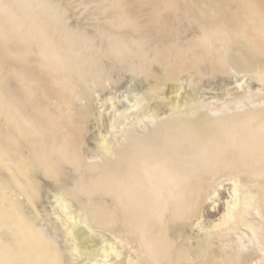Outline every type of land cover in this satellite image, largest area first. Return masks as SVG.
Returning <instances> with one entry per match:
<instances>
[{
  "label": "bare ground",
  "instance_id": "bare-ground-1",
  "mask_svg": "<svg viewBox=\"0 0 264 264\" xmlns=\"http://www.w3.org/2000/svg\"><path fill=\"white\" fill-rule=\"evenodd\" d=\"M13 1L12 10H17L10 18L13 31L9 42L16 58L13 65L23 67L18 56L23 53L25 60L35 65L33 78L44 79L58 90L49 96L51 103L62 104L70 111L76 109L87 131L85 141L91 152H83L85 164L68 167V177L76 176L78 169L88 170L86 182L80 180L76 190L78 201L85 198L89 204L80 201L75 205L66 186L47 181L35 168L41 185L37 199L23 201L18 182L3 184L0 197L6 198V205L0 203V264H245L246 254L242 252L246 243L261 256L257 254L259 263L255 264H264V109L240 113L244 111L243 102L254 104L255 96L240 90L242 85L233 72L239 67L253 71L249 75L257 82L255 71L264 74V0H190L184 6L192 10L175 0L106 3L93 7L85 23L79 22V28L87 30L79 37L56 28L54 20L23 19L30 5L26 0ZM117 43L125 44L126 49L140 46L141 53L131 55L123 50L119 60L101 53L102 69L122 66L139 73L138 69L145 67L151 80L146 84L130 75L128 80L137 84L138 93L111 96L113 93L106 91L110 96L102 97L96 93L99 86L93 88L98 69L92 59L98 49L108 52ZM85 52L90 59L82 58ZM178 55L196 67L194 74L223 77L228 73L221 88L239 89L232 102L221 109H210L220 112L218 117L211 116L210 111L198 114L199 95L192 89L180 95L183 86L177 82L169 83L163 97L156 94L149 104H142L139 92L163 75L161 68L167 65L179 70ZM104 73L102 78L106 80L108 74ZM30 77L16 72L17 86L30 91L35 85ZM6 85L0 82V136L10 144L16 142L18 125L27 114L25 106L16 100V87L8 89ZM82 87L95 93L99 105L89 117L79 111L86 105L78 98ZM113 87L115 91L120 89V85ZM155 87H151L153 91ZM68 89L71 91L66 96L60 94ZM119 96L128 102L122 110ZM260 102L264 105V100ZM103 113L110 118L105 133L101 129ZM103 158L110 163H101ZM225 169L249 175L244 182L228 175L231 200L216 222L202 224L206 202L217 196L215 190L205 193L210 189L207 186L205 190V182ZM18 170L11 167L7 172L15 178ZM251 211L259 218L258 224L248 219ZM242 228L245 233H239ZM187 229L195 235H186ZM233 233L236 249L210 251L213 236L226 238ZM180 238L178 243L176 239Z\"/></svg>",
  "mask_w": 264,
  "mask_h": 264
},
{
  "label": "rangeland",
  "instance_id": "rangeland-1",
  "mask_svg": "<svg viewBox=\"0 0 264 264\" xmlns=\"http://www.w3.org/2000/svg\"><path fill=\"white\" fill-rule=\"evenodd\" d=\"M26 1L30 5V7H29L30 11L29 12L24 11V15H22V17H24L23 19H26V20H30V19L54 20V22L56 24V28L58 27L59 30L66 29L68 33L73 34V36L79 37L78 35L80 33L81 34L83 33L84 35L87 33V30L84 31L81 28H79V22L85 23L87 21L93 7L98 6V5H102V4H106V3L119 4L123 0H100V2H97V0H78V1L77 0H26ZM175 1L182 2L183 6H184V5H186V2H191V1H195V0H191V1L190 0H175ZM196 1H198V0H196ZM4 3H5V5H4ZM9 4H11V5H9ZM35 4H36V6H35ZM8 6H9V8H8ZM13 7H14V1L13 0H0V25H1V27H0V68H1L0 69V82L5 84V85L7 84L6 86L8 89H11V88L13 89L16 87L15 90H16V93L18 96V98L16 97V100L20 103V105L22 107L25 106L24 110H25V114H27V117L24 118V116H22V118H21L23 123H19V125H18V136H17V139L15 140L16 142H11L10 144H6V142L5 141L3 142L2 137L0 136V160H2V161H0V165H1L0 166V171H1L0 172V176H1L0 177V180H1L0 181V187L3 186V184L6 185V184H13V183L18 182L21 185V190L24 194L23 196H21L23 201H25L26 198H30V199L36 198L37 199L38 193H39V190L41 187L40 181L38 179V177L40 175L44 179H46L47 181H50L53 183L57 182L60 185L66 186L70 192L69 197H70V199H72L74 201L75 205L79 204L80 201H83L86 204H89L88 201H85V198H82V199H80V201H78L77 198L80 197V194L76 190L77 184L79 182H81L80 180H82V181L84 180L86 182L84 177H85L88 170L85 167H84L85 169H83V168L78 169L75 173V175L77 177L76 176L68 177L69 176V168L68 167H70L71 165H72V167H74L75 164H85L86 161L84 160L83 152H85V150H86V152H89V153L91 152V150H89L87 148V144L85 141L86 140L85 135L87 134V131L84 127V124H82L80 122V119H79L80 115L78 114V111L76 109H74V111L72 109V111H73L72 112V111H70L69 108H67L66 106H64L62 104H58L57 102H53V104H54L53 105L51 103V99L49 98V96L53 95V93L57 92L58 90H56V88L54 86L50 85L44 79L37 78V77L33 78L32 73L35 72V70H36L35 65L27 62L24 58L23 53L18 55L19 58H21L23 60V67L18 69L15 67V65H13L15 63L16 58L12 52L11 44L9 42L10 33L13 31L12 22H11L10 18L12 17L13 14H14V16L17 14V12H16L17 10L16 11L12 10ZM188 7L189 6H184V8L186 10H192L191 7H189V9H188ZM86 16H88V17H86ZM196 16H198V15H196ZM17 18L20 19V17H17ZM5 19L6 20L8 19V20L5 22ZM2 22H3V24H2ZM86 41L88 44L90 43V42H88L87 39H86ZM6 43H8V44H6ZM8 46H9V48H8ZM117 50H120L121 52L118 53ZM123 50H126V52H127L126 54H131V55H134V54L138 55L141 53L140 52V50H141L140 46H136L135 49H131V48L126 49V45L123 43H121L120 45L118 43L113 45V50H111V51L109 50L108 52H105V51L102 52L100 49H98L95 52V54L97 56L95 55V57H94L95 59L94 58L92 59V63H93V66L95 65V67L98 69V71H97L98 72V74H97L98 78H96L93 88L96 89L99 86L98 89H96L97 90L96 93L99 92L98 93L99 96H102V97L106 96V95L110 96L109 94H112V93L113 94L111 96H114V95L120 94V92H125V95L129 94V97H130L131 96L130 92L135 94L138 91L137 84H136L137 87L134 86L135 84H134L133 80L130 83V81H131L130 79L133 78V76H134V79H137V77H138L137 80L140 82L142 79L144 81V83H146V84H148V82L151 80V79H149V78H151L149 76V70H147L145 67L139 68L138 69L139 73H137L138 71L136 72V70L133 71L134 73L133 72L131 73L130 71H127L128 67H124V69H123L122 66H112V68H110L109 70L102 69L103 67H102L101 63H102V58L105 55L104 53H106L110 57L113 56V58H117L119 60L122 58V54H124ZM88 52H89V49H88ZM101 53H103L104 55ZM82 58L90 59V56H88L87 53L85 52L84 54L82 53ZM178 59L181 61V66H180L179 70L173 69V68L165 65L163 68H161L162 74L165 76H163L161 74L163 77L162 76L159 77L157 80H155L156 82L155 81L150 82V84H149L150 86L147 85L149 87L147 89H144V92H146V93L139 92L141 94V96L143 97L142 98V100H143L142 104H144L145 106H146V104H149V102H151V100H153V98L156 97V94H158L160 97H163L164 94H166L168 91L169 83L171 86L172 84H174L176 82L181 83V85L183 86L180 89V95H182L185 92H189V90L191 91V89H192V91H191L192 93H194L196 96L199 95L200 98H199V103H198V105H199V110H198L199 113L198 114H205V113L208 114L210 109L212 110L214 108L215 109L216 108L221 109L222 107H224L223 106L224 104L226 105L227 102H232L233 98H236L235 94L239 92V89L237 90V88L233 87V86H228L225 89L222 86V88H221V85L224 82L225 77L228 78V76H229L228 73H225L223 77L214 75L217 79V80H215L214 76L211 74H208V75L205 74L206 77L202 74H198V73L194 74V73H196V67L191 65L190 62L186 61L184 59L183 55H180ZM234 59H237V58L235 57ZM9 61L10 62L12 61V62L10 63ZM98 61L100 62V64ZM7 62H9V63H7ZM110 63L112 65L111 61H110ZM98 65H100V66H98ZM242 69H243L242 67H239L238 69H233L234 71L233 70H231V71H233L234 73H236L238 75V78H237L238 82H240L242 85V86H240V87H242V88H240V90L241 91H247L248 90L247 92H249L250 94L255 96L253 98L254 104H251L247 101H244L243 106H242V108H244V111L241 110L242 108L240 109L242 111L240 113L247 115V114L253 113L252 112L253 110H255L256 112H259L261 109H264V105L262 104V102H260V101L264 100V79H263L264 74L262 72L260 73L259 71H255V74H257L258 78H259V82H257L256 79L254 80L253 78L250 77V75H251L250 73H252L253 71L249 73V72H246L244 69L243 70ZM187 71H190V72L193 71V73L192 72L189 73ZM16 72L21 73V75H26V76L28 74H30L31 75L30 78H33V80L35 82L34 88L32 87V89L30 91H27V90L25 91L21 86L18 87L17 86L18 82H16V79H15ZM104 72H107V74H108L107 76L105 75V77L107 78L106 80L104 79L105 81L102 78L103 75L106 74ZM135 72L137 74H135ZM182 73H184V74H182ZM186 73L190 74V75L188 74L191 77L190 79ZM239 73H240L241 77L239 76ZM124 75L125 76L127 75L128 78L124 77ZM130 75H132V77ZM140 75H142V77ZM183 75H185V76H183ZM129 77H131V78H129ZM126 79L128 82L126 81ZM179 79H185V81L184 80L180 81ZM218 80H220V82ZM106 81H108L109 83L106 84ZM102 82L104 85L102 84ZM215 82L216 83L218 82V87L221 88L222 90L218 89V87L216 89L217 84ZM123 83L125 85L127 84L126 87ZM132 83H133V85H131ZM144 83H142V84H144ZM210 83H211V86L209 85ZM163 84H164V86H163ZM213 84L216 86H214ZM113 85L115 86V88H118L120 85L119 91L118 90L115 91L116 89H114ZM104 86L106 87V89ZM109 86H110V89H108ZM123 86H124V89H123ZM111 87H112V89H111ZM151 87H155L154 91H153V88H151ZM198 87H201L202 89L198 88ZM100 88L102 91L100 90ZM135 88H136V90H135ZM161 88L162 89L164 88V89L162 90ZM212 88L215 90H213ZM103 89H105V90H103ZM209 89H212V90L210 91ZM79 90L80 91L78 94V98L83 99V101H82V103H84L83 105L86 104L85 106H83V108L85 110L83 109V110H79V111H82L87 117H89L91 114H93L91 111L97 110L98 109L97 107L99 106V105L98 106L96 105L98 103L96 95H95V93L94 94H92V92L90 93L89 90H87L86 88H83V87ZM128 90H130V91H128ZM145 90H148V91L151 90V91L148 92ZM68 91H71V89H68L66 91H62L60 94H62L63 96H66ZM106 91H108V92L111 91V93L106 94V93H108ZM164 91H166V92H164ZM18 92H19V94H18ZM196 92H198V93H196ZM73 93H71V94H73ZM101 93H102V95H101ZM20 94H21V96H20ZM36 94H38L39 96H37ZM62 95H60V96L63 97ZM92 96H93V98H92ZM201 96H202V98H201ZM119 97L121 98V99L119 98L120 99L119 104H118L119 110H122L123 108L128 106V102L126 101V98H124L122 96H119ZM91 99L93 100V102L90 103ZM231 104L233 105V103H231ZM92 105L94 106V108H92L93 107ZM106 105H108V103ZM106 105H104V106H106ZM232 105H229V106L233 107ZM28 107L29 108L31 107L32 109H29ZM39 108H40V110H38ZM44 109H46L45 110L46 114L44 112ZM91 109H93V110H91ZM26 111H27V113H26ZM34 112L37 113V115ZM219 113H215V112L212 113L211 111L209 112V114L211 116L215 115L213 117H218L220 115ZM198 114L196 111V113L191 116V119L194 120V118H197L196 116ZM217 114H218V116H216ZM235 114H237V112ZM102 120L103 121L101 122V129L103 130V133H105V131L109 127L110 118H108V116L103 113L102 114ZM40 123H42V125ZM23 126H25V127H23ZM46 126H47V128H44ZM26 130L30 131V132L27 133ZM83 134H84V136H83ZM48 140H49V143H48ZM21 141H23V143ZM1 142L3 144L5 143V146H3ZM115 143L116 142L114 141V144ZM19 144H20V146H19ZM22 144H24L25 146L27 144V147L22 146ZM38 147H39V149H38ZM29 148H30V150H29ZM82 148H84V151L82 150ZM22 152H24V153H22ZM99 156H101V155H99ZM4 159L5 160L7 159V160L5 161ZM30 159H31V161H30ZM1 162L3 164H1ZM101 163H110V162H107V160L103 158V162H101ZM3 166H4V168L6 167V169L3 170ZM11 167L12 168L13 167L19 168L15 178L13 176H11V174L9 173ZM27 167L29 169H27ZM34 168H35V171H37L36 173H38V174L40 173L39 175L36 174L35 171H33ZM7 171H9V172H7ZM234 172L235 171H232L230 169L220 170L218 175L216 174L214 176H210L206 180L204 188L206 190L208 187H210V189L208 188L206 191L204 190L205 193H211L213 190H215L217 192V196L212 198V200H208V202H206L205 208L202 212V216L200 219V221L202 220L201 221L202 224L207 225V224L212 223L214 221L216 222L218 220V218H220L221 214L224 212L226 202L231 200V198H230V196H231V182L228 181V178H227L228 175L233 174L234 176L238 177L240 181H243V182L246 181V179H247L246 176L249 175V174H247V172L246 173L245 172H240V173L235 172L234 173ZM225 181H227V182H225ZM218 184H220L221 187H216V185H218ZM0 200H1L0 201L1 206L6 205V198L3 195L0 197ZM28 205H29L28 207L31 206L30 204H28ZM5 211H4L5 213H8L7 210H5ZM35 218L38 219V216ZM248 219L249 220L251 219L250 221L253 224H258V222H259V218H257L255 216L254 211H251L250 215L248 216ZM185 232H186V235L188 234V236H190V237L194 236L196 233V232H190L189 229L185 230ZM242 232L243 233L246 232L245 228L240 229L239 233H242ZM181 238L176 239V241L177 242H178V240L181 241ZM212 240L213 241L211 243V248H210L211 250L210 251L218 253L223 248H225V250L223 249L224 252H231V251H233V249H236V245L234 244V240H236V234L235 233L231 234L230 236H228L226 238H224V237L219 238V237L213 236ZM178 243H180V242H178ZM246 245L248 247L246 246L244 248L246 250H244L242 252L243 254H246L244 256L245 257L244 260H246L245 264H255L257 262L259 263V260L257 258V256L259 255V252H257V254H258L257 255L255 253L256 249L254 248V246H251L247 243H246Z\"/></svg>",
  "mask_w": 264,
  "mask_h": 264
}]
</instances>
